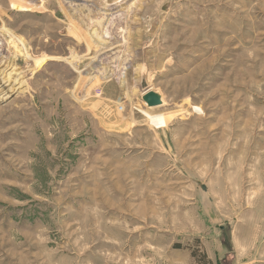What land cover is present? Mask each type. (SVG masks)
I'll return each mask as SVG.
<instances>
[{
  "label": "rangeland",
  "instance_id": "1",
  "mask_svg": "<svg viewBox=\"0 0 264 264\" xmlns=\"http://www.w3.org/2000/svg\"><path fill=\"white\" fill-rule=\"evenodd\" d=\"M110 1L0 0V264H264V0Z\"/></svg>",
  "mask_w": 264,
  "mask_h": 264
},
{
  "label": "bare ground",
  "instance_id": "2",
  "mask_svg": "<svg viewBox=\"0 0 264 264\" xmlns=\"http://www.w3.org/2000/svg\"><path fill=\"white\" fill-rule=\"evenodd\" d=\"M14 1H16V0H14ZM103 1H105V0H103ZM106 1H108V0H106ZM110 1V0H109ZM111 1H113V0H111ZM110 1V2H111ZM118 1V0H117ZM116 2V1H115ZM106 3V5H107V2H105ZM109 3V2H108ZM14 4V3H13ZM121 16V15H120ZM113 18H114V16H113ZM110 21H111V18H110ZM114 21V20H113ZM117 21V20H116ZM116 21H114L115 23H116ZM108 23H109V21H108ZM112 23V22H111ZM109 26H110V24H109ZM106 27H107V25H106ZM111 27V26H110ZM1 29V28H0ZM3 30V29H2ZM111 31V30H110ZM2 33V32H1ZM13 32H9L6 28H4V30H3V35L5 36V34H6V36L9 38L8 40H7V38H6V43L8 44V46H14L15 47V51H19L20 52V49H22V48H20L19 49V45L20 44H23L22 43V40L20 39V38H18V37H16V36H14L13 34H12ZM115 33V32H114ZM109 34V33H108ZM1 35V34H0ZM112 35V34H111ZM2 38V37H1ZM5 40V39H4ZM98 41V40H97ZM21 42V43H20ZM2 43H4V42H2ZM20 43V44H19ZM89 44H90V41H89ZM92 44V43H91ZM95 44V43H94ZM97 44V43H96ZM21 46V45H20ZM101 48V47H100ZM11 50V49H10ZM123 53V52H122ZM15 54V53H14ZM8 56V55H7ZM6 56V57H7ZM119 56H121V55H119ZM73 57V56H72ZM71 56H70V59H68V62L69 63H71L72 65H74V63H77L76 61H75V59H73ZM78 58V57H77ZM6 59V58H5ZM12 59V58H11ZM122 60V59H121ZM67 61V60H66ZM39 62H41V61H39ZM124 62V61H123ZM122 62V63H123ZM7 63V61H2V60H0V65L2 64V66L4 67L5 66V64ZM9 63V62H8ZM8 63L6 64V66L8 65ZM11 64V63H10ZM76 65V64H75ZM121 64H119V66H120ZM117 67V66H116ZM121 67V66H120ZM123 67V66H122ZM2 69V68H1ZM0 69V74L1 75H3L4 74V68L1 70ZM117 69V68H116ZM126 69V68H125ZM109 70V69H108ZM104 71V70H103ZM103 71H101V72H103ZM113 72V71H112ZM7 73V72H6ZM104 77L105 76H107V71H104L103 73H101ZM110 74H112V73H110ZM6 75V74H5ZM98 75V74H97ZM11 76V73H8L7 74V78H6V80H4V77L3 76H0V95L1 96H5L7 93H9L10 91H11V88L13 87V84H11V83H6L8 80H9V77ZM118 77V76H117ZM119 78V77H118ZM14 80H15V78H14ZM19 80V79H18ZM101 80H102V77H101ZM119 80V79H118ZM23 81V80H22ZM120 85H122V87H125V80H124V78H122V76L120 77ZM15 88V87H14ZM128 91V90H127ZM147 91H153V90H151V88H148V89H146V90H144V91H141V93L142 94H145V92H147ZM82 99V98H81ZM161 101H162V103L164 102V100L161 98ZM89 102H91V101H89ZM148 106V105H147ZM162 105H154V106H149L148 107V110L147 109H145V110H141L142 111V113L144 114V116L147 118V124H149V125H151V126H153L155 129H164V128H166L167 127V123L168 122H166V117H165V115L163 114V113H161V112H156L157 110V108H160ZM146 108V107H145ZM194 109L195 110H199V111H201L200 110V108L197 106H195L194 107Z\"/></svg>",
  "mask_w": 264,
  "mask_h": 264
},
{
  "label": "water",
  "instance_id": "3",
  "mask_svg": "<svg viewBox=\"0 0 264 264\" xmlns=\"http://www.w3.org/2000/svg\"><path fill=\"white\" fill-rule=\"evenodd\" d=\"M143 100L146 102L148 106L160 105L161 98L157 92L147 91L143 94Z\"/></svg>",
  "mask_w": 264,
  "mask_h": 264
}]
</instances>
